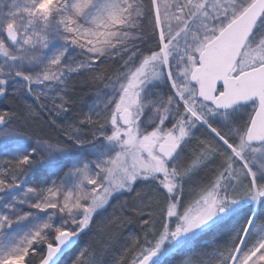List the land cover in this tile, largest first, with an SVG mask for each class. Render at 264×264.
I'll use <instances>...</instances> for the list:
<instances>
[{"label":"snow or ice","instance_id":"obj_1","mask_svg":"<svg viewBox=\"0 0 264 264\" xmlns=\"http://www.w3.org/2000/svg\"><path fill=\"white\" fill-rule=\"evenodd\" d=\"M0 97V264H106L125 196L113 264H264V0H11Z\"/></svg>","mask_w":264,"mask_h":264},{"label":"trees","instance_id":"obj_2","mask_svg":"<svg viewBox=\"0 0 264 264\" xmlns=\"http://www.w3.org/2000/svg\"><path fill=\"white\" fill-rule=\"evenodd\" d=\"M45 131L50 132L51 134H55L51 129L45 128ZM43 179L40 173L32 174L30 173L25 177L26 184L34 186L37 180ZM128 197H120L118 201H113L112 205L108 207L107 212H104L105 221L113 223L119 221L114 224V228L116 233L119 236V241L115 246H106V250L103 251V259L106 261V264H113L114 260L120 256L121 251L123 250L122 246L124 245L126 239L133 235L140 233V225L136 222L135 212L131 209L124 206V201L127 200ZM99 237H97V241H99ZM73 252L75 249L72 250ZM72 252H69L62 261V264H65L68 260H70Z\"/></svg>","mask_w":264,"mask_h":264},{"label":"rangeland","instance_id":"obj_3","mask_svg":"<svg viewBox=\"0 0 264 264\" xmlns=\"http://www.w3.org/2000/svg\"><path fill=\"white\" fill-rule=\"evenodd\" d=\"M11 0H0V6H3L4 4L10 3ZM76 93L74 96L75 99V106L72 109V112L70 115H74L76 112H79L80 110L87 111V105L91 104L93 99L95 98V90L91 88H86L84 90H80V85L77 82L76 84ZM16 107L15 102L12 99H5L4 97H0V112L10 111ZM67 119L66 117H62L61 120ZM87 147V146H85ZM7 157L0 156V163ZM53 179L55 177H52ZM31 185L24 184V187H29ZM27 210V209H25ZM35 211V210H33ZM102 219H105L104 213L102 214ZM180 260V256H176L171 260L165 261V264H178Z\"/></svg>","mask_w":264,"mask_h":264}]
</instances>
